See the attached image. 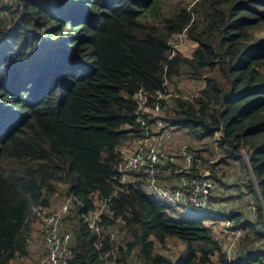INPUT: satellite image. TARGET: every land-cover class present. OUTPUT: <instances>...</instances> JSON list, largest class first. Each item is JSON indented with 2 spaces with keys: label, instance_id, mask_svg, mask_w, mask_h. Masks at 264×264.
Returning <instances> with one entry per match:
<instances>
[{
  "label": "trees",
  "instance_id": "trees-1",
  "mask_svg": "<svg viewBox=\"0 0 264 264\" xmlns=\"http://www.w3.org/2000/svg\"><path fill=\"white\" fill-rule=\"evenodd\" d=\"M175 36L194 43L191 57L172 49ZM184 80L203 86L171 97ZM138 93L148 112L161 104L164 128L196 140L172 153L167 177H200L214 158L204 141L220 152L213 195L231 186L219 174L251 173L244 206L209 198L241 233L233 257L211 234L218 219L179 216L136 184L113 195L120 147L145 134ZM58 186L82 202L62 224L68 264H264L253 251L264 238V0H0V264L31 257V212L50 208ZM96 199L114 235L83 219Z\"/></svg>",
  "mask_w": 264,
  "mask_h": 264
},
{
  "label": "built area",
  "instance_id": "built-area-1",
  "mask_svg": "<svg viewBox=\"0 0 264 264\" xmlns=\"http://www.w3.org/2000/svg\"><path fill=\"white\" fill-rule=\"evenodd\" d=\"M162 97L164 96L159 95L158 100ZM134 98L140 100L137 121L144 128L145 134L143 137L134 140L129 147L131 150L120 149L121 159L118 160L116 165L118 184L113 195L127 191L130 188V184H136L143 189L145 195L150 199L165 202L166 205L176 210H184L182 216L198 217L210 215L212 218L225 222L223 225L227 229H232L230 233L233 235L234 232L235 237L239 239L241 233L238 229L232 228L223 215L219 216L217 213L209 211L210 202L208 197L212 189L210 179L203 177L187 178L179 188L164 185L166 179L169 178L167 177V170L174 162L172 153L176 150L175 144L171 149L174 137L173 131L164 128V126L162 127L159 116L160 103L154 107L151 116L154 120L153 125L148 126L143 120L141 112L143 93L136 94ZM156 125L158 127L157 132H155ZM166 148H169V154L165 153ZM178 149L182 154L186 155L188 145L182 144ZM191 159V157L187 156L188 166L191 165ZM105 202L101 204L96 199L94 213L83 216L89 228L98 236L102 234L114 235L110 228L105 229L101 225ZM74 203L80 205V201L71 195L56 210L37 207L31 212V220L38 223L41 228L40 242L37 248L39 259L36 264L69 263L71 259V235L63 229L62 224Z\"/></svg>",
  "mask_w": 264,
  "mask_h": 264
},
{
  "label": "rangeland",
  "instance_id": "rangeland-1",
  "mask_svg": "<svg viewBox=\"0 0 264 264\" xmlns=\"http://www.w3.org/2000/svg\"><path fill=\"white\" fill-rule=\"evenodd\" d=\"M171 47L173 50L181 52L182 54H184L185 57H191V55L195 49L194 43L192 41H190L186 36H178V37L175 36V37H173L171 39ZM183 79H186V78H183ZM167 83L170 85V82H167ZM181 83H182L181 86L178 85V89H176V88L172 89V94H170V95H172L171 97H175L177 95V96H182L184 98H188V97L191 98L193 96V94L194 93L196 94V92L200 88H202V86H203L202 82L194 83V82H186V80H184ZM191 87H192V89H191ZM153 111L154 110H152L151 112L150 111L148 112L147 109L144 107V100L141 101V112H142V114L148 115L147 113H150V116H152ZM160 115H161V110H160ZM162 127H163V125H162ZM157 130H158V127L156 125L155 126V132H157ZM173 134H174L173 145L171 146V149L173 148L174 144H175V148H178L182 144H187L189 146V142L193 141V144H195L194 142H196V140H193V139L189 140V142H188V140L185 138H183L182 140H187V141L183 142L180 139V136H181L180 134L175 133V132H173ZM128 144L129 143L124 144L120 148L122 150L123 149L131 150V149H129V147L132 144H129V145ZM199 147H200V149H203V150L206 149L207 150V153H204V154L211 153V157H214V158L208 160V162L206 164V166L208 165V168H205L204 172L200 176V177H203L205 179H210V173L213 170V166H215V164H217V162H219L218 160L220 158V152L218 151V149L214 143L212 145H210V143L206 142V141L201 142L199 144ZM170 151H172V150H170ZM165 153L169 154V148H166ZM174 162H175V159H174ZM185 168L183 167V168H181V170L182 171L183 170H187V171L189 170V169H185ZM234 170H235L234 168L228 170L225 174L226 176L223 174L218 175L223 180L224 183H228L231 186L229 188L226 186H219L218 187L219 191H218L217 195L216 194L213 195V193H212L214 185H213V182L210 180V182L212 183V189H211V192L209 193L208 198H210V196H212V195H213V197L219 198L220 202L223 203V208H227L229 210H233V209L235 210L236 208H238V206H244L247 203V201L244 200V199H246V197L239 196L237 191H238V188L243 186L244 183H246L248 180L252 179L251 173L249 171H246V168L243 167V170H241V172H239L237 175H234ZM185 180H187V178L184 175H181V173H179L178 179H174V178L169 177L164 182V185L179 188L182 186V184ZM223 187H225V188H223ZM58 189L59 190H58L57 194L54 195L52 198L50 210L58 209L66 200V198H65L66 189H64L63 186H58ZM241 189L244 192V194H249L251 192L250 189L246 188V187H243V188L241 187ZM225 190H228V191H225ZM229 193H230L229 196L231 197L230 200L227 199L228 197L225 198V195H228ZM248 200H249L248 205H251L253 208H255L256 205H255V200H254L253 195H249ZM209 202H210V200H209ZM160 203L167 206L165 202L161 201ZM80 205H82L81 201H80ZM213 205H214V203H213ZM240 209H241V207H240ZM177 211H178L177 213L179 216H182V214H184V210H182V209H177ZM217 214L220 216V215H223V212H218ZM206 216L208 218H211L210 215H206ZM218 218H220V217H218ZM32 222L34 225V227H33L34 234H33V236H31L30 245H29L31 257L29 255L28 258L24 259L21 262H16L15 264H36L37 263V262L32 260L33 252H34L33 247L36 248V246L38 245V243L40 241L39 236L41 234V229H40V231H38V229H35V227L39 226V224L34 222V221H32ZM220 222L221 223H213V225L211 226V234L218 241V243L221 245L223 252H225L227 254V256L231 258L236 254L238 248H240V242H239L240 238L239 239L236 238L234 232L232 235L230 233V231L232 229H230V228L227 229L224 225H222L223 221H220ZM236 235H238V234L236 233ZM167 249H168V247L165 249L159 247V252L165 253V252H167L166 251ZM253 251L254 252H264V238L261 241H258L255 245H253Z\"/></svg>",
  "mask_w": 264,
  "mask_h": 264
},
{
  "label": "crops",
  "instance_id": "crops-1",
  "mask_svg": "<svg viewBox=\"0 0 264 264\" xmlns=\"http://www.w3.org/2000/svg\"><path fill=\"white\" fill-rule=\"evenodd\" d=\"M178 177H179V175L177 174L176 178L178 179ZM31 223L32 224H31V234L30 235L33 236V234H34V229H33L34 225H33V222L32 221H31ZM35 229H38V231H40L41 228H40V226H36ZM39 238H40V236H39ZM37 248H38V245L36 246V248L33 247V251L34 252H33V258H32V260L35 261V262H37L38 259H39V253H38V249Z\"/></svg>",
  "mask_w": 264,
  "mask_h": 264
},
{
  "label": "water",
  "instance_id": "water-1",
  "mask_svg": "<svg viewBox=\"0 0 264 264\" xmlns=\"http://www.w3.org/2000/svg\"><path fill=\"white\" fill-rule=\"evenodd\" d=\"M260 195V194H259ZM261 196V195H260Z\"/></svg>",
  "mask_w": 264,
  "mask_h": 264
}]
</instances>
